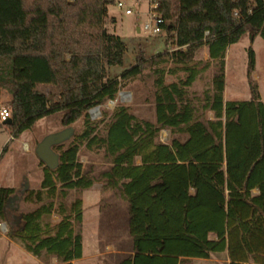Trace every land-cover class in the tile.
<instances>
[{"label": "trees", "instance_id": "1", "mask_svg": "<svg viewBox=\"0 0 264 264\" xmlns=\"http://www.w3.org/2000/svg\"><path fill=\"white\" fill-rule=\"evenodd\" d=\"M158 1L173 50L138 57L119 80L110 70L124 65L128 45L109 30L118 23L109 11L113 0H0V88L12 96L13 137L57 113L64 128L84 121L81 134L55 147L59 167L42 162L39 190L23 196L38 208L11 214L16 191L0 187V221L10 222L12 239L38 260L72 264L84 257L76 231L82 201L68 209L55 199L93 186L80 161L85 147L109 160L98 181L129 205L133 248L120 264H190L225 253L228 264H264V102L252 80L250 100H224L227 51L248 34L264 40V0ZM204 48L217 70L212 92L195 104L189 89L209 67L195 66ZM169 63L177 67L168 71ZM254 68L250 49L249 75ZM148 69L155 123L125 106L109 121L91 120V110L115 101L126 81ZM179 73L185 77L166 82ZM163 129L170 143L158 141ZM53 214L60 217L55 225L47 221Z\"/></svg>", "mask_w": 264, "mask_h": 264}, {"label": "rangeland", "instance_id": "2", "mask_svg": "<svg viewBox=\"0 0 264 264\" xmlns=\"http://www.w3.org/2000/svg\"><path fill=\"white\" fill-rule=\"evenodd\" d=\"M118 0H116L117 2ZM133 9L132 15H126L125 10L111 5L109 11L117 18V27L109 26V30H116L128 45L125 63L120 68L110 70L111 78L121 79V75L134 67L138 57L150 59L159 53L172 51L173 45L164 31L161 35L150 36L139 33L138 29L148 22L151 16L150 0H121ZM255 54V68L249 75V50ZM209 67L202 72L195 84L189 89L190 98L197 103L205 92H212V81L216 73V63L209 60L208 50L204 48L195 58L198 70ZM169 71L177 67L173 63L166 66ZM185 77L184 73L167 75L166 82L173 83ZM250 80L255 83L261 101L264 102V40L253 34L246 35L241 42L230 46L226 54V80L224 100L247 101L251 99ZM124 88L117 95L115 101H107L98 109L90 111L92 121L102 119L109 121L118 106L127 107L131 113L141 119L155 123L154 74L151 69L142 75L126 81ZM45 94L53 91L49 87L39 86ZM4 99L11 101V94L3 89ZM126 94L127 97H123ZM62 113H57L40 120L31 131L14 138L10 127L0 123V187L15 189L13 197L17 199L8 204V211L16 215L25 214L38 208L40 204L24 202L22 194L28 190H39L43 180L42 162L37 157L36 148L47 136L64 129ZM205 119H214L213 114L207 113ZM76 134L84 130V121L73 125ZM173 136L170 130L163 129L158 141L170 143ZM6 148V152L4 149ZM58 152V151H56ZM80 161L84 173L94 184L89 189L73 190L66 199H55L56 207L63 202L69 209L76 200L82 201L84 211L83 222L76 225V231L83 237L84 257L72 264H120L132 253V239L129 234V205L121 194L104 190L98 181L100 174L110 167L109 160L102 153L91 152L82 147ZM138 163L139 160H138ZM50 200L45 199L44 203ZM10 216V215H9ZM11 218V217H10ZM52 225L60 221V217L53 214L47 219ZM11 226L8 221H0V264H46L45 260H38L26 251L11 237ZM49 264H58L50 260ZM227 254L212 256L209 260H193L190 264H228Z\"/></svg>", "mask_w": 264, "mask_h": 264}, {"label": "water", "instance_id": "3", "mask_svg": "<svg viewBox=\"0 0 264 264\" xmlns=\"http://www.w3.org/2000/svg\"><path fill=\"white\" fill-rule=\"evenodd\" d=\"M99 107L95 108L98 109ZM12 119L4 123L5 126H11ZM75 135V129L73 126L64 128L62 131L47 135L37 146L36 154L41 162L51 170H56L60 164V155L55 151V147L69 142ZM27 192L24 191L22 196ZM23 198V197H22ZM17 199V197H11L8 202Z\"/></svg>", "mask_w": 264, "mask_h": 264}, {"label": "built area", "instance_id": "4", "mask_svg": "<svg viewBox=\"0 0 264 264\" xmlns=\"http://www.w3.org/2000/svg\"><path fill=\"white\" fill-rule=\"evenodd\" d=\"M150 5H151V16L148 22H146L142 27H140V33L150 36H158L164 32L162 28L164 21L157 13V9L159 8V1L150 0ZM116 7L118 9H122V10L124 9L126 15L133 14V9L128 7L123 2H118L116 4ZM3 95H4L3 89L0 88V123L1 124H4L8 120L12 119V109L10 106L11 101L9 99H4Z\"/></svg>", "mask_w": 264, "mask_h": 264}, {"label": "crops", "instance_id": "5", "mask_svg": "<svg viewBox=\"0 0 264 264\" xmlns=\"http://www.w3.org/2000/svg\"><path fill=\"white\" fill-rule=\"evenodd\" d=\"M113 1L115 2V4H117L118 2H122L121 0H118L117 2H116V0H113ZM133 2H135V4H136L137 1L136 0H133ZM116 27H117V25H116ZM138 32L140 33V28L138 29ZM115 33H116V30H115ZM7 188H10V187H7ZM77 261H79V260H77Z\"/></svg>", "mask_w": 264, "mask_h": 264}, {"label": "bare ground", "instance_id": "6", "mask_svg": "<svg viewBox=\"0 0 264 264\" xmlns=\"http://www.w3.org/2000/svg\"><path fill=\"white\" fill-rule=\"evenodd\" d=\"M123 97L125 98V97H127V95H126V94H124V95H123Z\"/></svg>", "mask_w": 264, "mask_h": 264}]
</instances>
